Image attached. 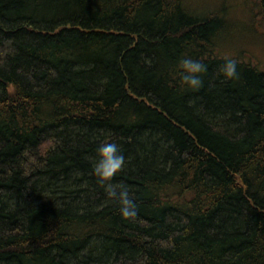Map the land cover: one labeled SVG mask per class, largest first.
Listing matches in <instances>:
<instances>
[{"label":"trees","instance_id":"16d2710c","mask_svg":"<svg viewBox=\"0 0 264 264\" xmlns=\"http://www.w3.org/2000/svg\"><path fill=\"white\" fill-rule=\"evenodd\" d=\"M235 8L0 0V264H264V70L232 39L264 36V0ZM103 142L134 219L93 175Z\"/></svg>","mask_w":264,"mask_h":264},{"label":"clouds","instance_id":"9594fccd","mask_svg":"<svg viewBox=\"0 0 264 264\" xmlns=\"http://www.w3.org/2000/svg\"><path fill=\"white\" fill-rule=\"evenodd\" d=\"M179 75L181 83L192 91H199L204 86L203 75L207 72V66L197 59L185 56L179 62ZM222 75L227 80L237 79V61L234 59H225L222 69ZM126 158L121 151L120 146L115 142H103L93 158V175L106 194L118 201L119 211L123 218L134 219L138 215L135 200L127 187L123 184L113 183L125 167Z\"/></svg>","mask_w":264,"mask_h":264},{"label":"rangeland","instance_id":"374dc122","mask_svg":"<svg viewBox=\"0 0 264 264\" xmlns=\"http://www.w3.org/2000/svg\"><path fill=\"white\" fill-rule=\"evenodd\" d=\"M187 1L196 7H198L199 4H201V6L210 4L211 7L212 5L225 1V3H227L230 7H236L235 9L232 10L233 19H235L237 22L240 23L248 21L247 19L248 11H246L245 8V2L247 0H187ZM234 38L239 39L237 44L234 45V49L240 48L244 51L250 52L251 55H253L258 59L259 65L260 63H262L263 66L262 70H264V36L261 33L257 35L245 34V32L241 28H237L235 29V33L232 39Z\"/></svg>","mask_w":264,"mask_h":264}]
</instances>
